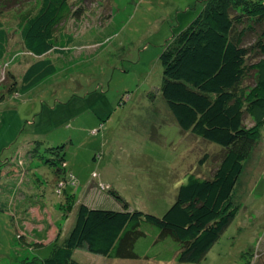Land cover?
I'll return each instance as SVG.
<instances>
[{"label":"rangeland","instance_id":"1","mask_svg":"<svg viewBox=\"0 0 264 264\" xmlns=\"http://www.w3.org/2000/svg\"><path fill=\"white\" fill-rule=\"evenodd\" d=\"M5 1L0 0V27L8 42L0 59V176L5 177L17 158L25 161L38 141L43 159L33 158L30 182H25L31 192L25 202H41L44 208L43 214L41 205L31 208L19 231L22 216L2 207L15 199L0 188V264H42L53 245L68 236L80 204L123 211L124 204L110 191L129 211L161 217L188 174L213 176L224 151L182 132L160 92L159 56L198 16L204 0H68L72 10L83 7L85 13L62 25L66 35L58 37V44L66 45V51L40 58L50 60L55 72L27 90L20 87L24 72L40 59L24 49L19 23L21 15L38 9L41 0H9L3 5ZM255 40L245 38L246 43ZM257 77L246 80L244 89L249 90ZM14 81L17 85L9 91ZM260 114H246V127ZM57 147H63L66 167L54 174L59 163L51 166L45 161L53 158L47 149ZM23 197L21 193L15 201ZM232 201L239 207L237 216L198 264H264V126ZM36 231L44 239L36 237ZM158 249L145 251L163 254ZM73 260L196 264L109 259L82 249Z\"/></svg>","mask_w":264,"mask_h":264},{"label":"trees","instance_id":"2","mask_svg":"<svg viewBox=\"0 0 264 264\" xmlns=\"http://www.w3.org/2000/svg\"><path fill=\"white\" fill-rule=\"evenodd\" d=\"M82 8L72 10L68 0H41L38 9L20 17L24 49L39 59L50 52L64 53L67 46L58 44V37L66 35L62 25L69 18L80 19L85 13ZM249 36L256 40L246 43ZM7 43V33L0 27V59L6 54ZM159 60L161 96L177 126L182 132L218 145L224 151L219 166L211 178L188 174L174 203L161 217L129 211L114 191L109 193L124 204L121 212L80 204L68 236L53 245L42 264H79L73 260L79 249L109 259H174L198 264L237 216L239 207L232 201L235 186L264 126V0H204L198 16L167 42ZM54 72L50 60L40 59L26 69L20 87L27 90ZM253 74H258L255 84L245 90L244 82ZM256 112L261 113L260 118L246 127L245 115ZM34 143L37 145L28 151L25 161L17 158L5 177L0 176L3 192L15 200L21 193L24 196L23 200L2 204L22 216L19 231H23L22 223L28 221L31 208L41 205L40 213L44 208L41 202H25L31 192L25 182H30L33 158L43 159L40 143ZM62 148L47 149L53 158L45 163H59L54 174L66 167ZM153 248L163 254L145 251Z\"/></svg>","mask_w":264,"mask_h":264},{"label":"crops","instance_id":"3","mask_svg":"<svg viewBox=\"0 0 264 264\" xmlns=\"http://www.w3.org/2000/svg\"><path fill=\"white\" fill-rule=\"evenodd\" d=\"M44 207V205H42Z\"/></svg>","mask_w":264,"mask_h":264}]
</instances>
